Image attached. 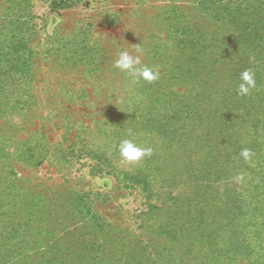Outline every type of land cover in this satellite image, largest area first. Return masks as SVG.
<instances>
[{"label": "rangeland", "instance_id": "rangeland-1", "mask_svg": "<svg viewBox=\"0 0 264 264\" xmlns=\"http://www.w3.org/2000/svg\"><path fill=\"white\" fill-rule=\"evenodd\" d=\"M0 264H264V0H0Z\"/></svg>", "mask_w": 264, "mask_h": 264}, {"label": "clouds", "instance_id": "clouds-1", "mask_svg": "<svg viewBox=\"0 0 264 264\" xmlns=\"http://www.w3.org/2000/svg\"><path fill=\"white\" fill-rule=\"evenodd\" d=\"M137 51H140L137 49ZM140 56H133L127 50L120 51L118 58L114 61V67L120 69L123 72L128 73L135 82L136 80L143 79L149 82L155 81L158 79V71L150 68L148 66L141 65ZM240 83L237 87V94L240 96L249 95L250 91L255 88V74L249 70L245 69L240 74ZM129 135H132L131 131ZM118 150L120 157L125 162H137L144 158L145 156L151 155L152 149L138 146L132 139H123L118 145ZM240 155L248 160L251 158L253 153L250 149H242Z\"/></svg>", "mask_w": 264, "mask_h": 264}]
</instances>
